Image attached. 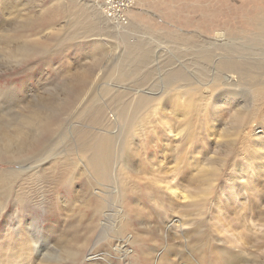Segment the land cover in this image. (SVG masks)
Segmentation results:
<instances>
[{"label":"rangeland","instance_id":"374dc122","mask_svg":"<svg viewBox=\"0 0 264 264\" xmlns=\"http://www.w3.org/2000/svg\"><path fill=\"white\" fill-rule=\"evenodd\" d=\"M261 26L264 0H0V264H264Z\"/></svg>","mask_w":264,"mask_h":264},{"label":"clouds","instance_id":"9594fccd","mask_svg":"<svg viewBox=\"0 0 264 264\" xmlns=\"http://www.w3.org/2000/svg\"><path fill=\"white\" fill-rule=\"evenodd\" d=\"M40 58H41V57H40ZM40 58H39V59H40ZM39 59H38V60H39ZM30 66H33V63H32ZM30 66H27V67H24V68H22V69H19L15 74L9 75V76H7V77H5V78L12 77V76H16V75L22 74V73H24V72H26V71H31V70H32V67H30ZM81 248L84 250L85 253H87V248H88L87 244L81 245ZM176 249H177L179 252H184V251H185V249H182V248H176Z\"/></svg>","mask_w":264,"mask_h":264},{"label":"bare ground","instance_id":"6f19581e","mask_svg":"<svg viewBox=\"0 0 264 264\" xmlns=\"http://www.w3.org/2000/svg\"><path fill=\"white\" fill-rule=\"evenodd\" d=\"M4 1H5V0H4ZM6 3H7V2H6ZM94 5L97 6L96 3H94ZM99 5H100V4H99ZM109 9H110V8H109ZM105 12H106V11H105ZM111 12H112V11H111ZM111 12H110V13H111ZM111 14H112V13H111ZM111 14H110V15H111ZM122 14L124 15V13H122ZM104 15H105V14H104ZM106 17H107V16H106ZM125 20H126V19H125ZM122 22H123V21H122ZM261 27H264V26H261ZM217 36H218V35H217ZM218 38H219V37H218ZM17 134H18V135H17L16 137H17V138L19 137V139H21V137H22L21 134H22V133H21V132H17ZM0 140H2L3 142H4V141H7V140H3V139H1V137H0ZM21 140H23V139H21ZM19 141H20V140H19ZM0 142H1V141H0ZM3 142H2V144H3ZM21 142H22V141H21ZM22 143H23V145H24V142H22ZM6 144H7V142H6ZM3 145H4V144H3ZM21 145H22V144H21ZM101 147H102V146H101ZM2 153H3V152H2ZM93 169H96V165L93 167ZM10 237H11V236H10ZM105 257H106V255H105ZM101 258H102V257H101ZM103 260H104V258H103Z\"/></svg>","mask_w":264,"mask_h":264},{"label":"built area","instance_id":"2783aa9c","mask_svg":"<svg viewBox=\"0 0 264 264\" xmlns=\"http://www.w3.org/2000/svg\"><path fill=\"white\" fill-rule=\"evenodd\" d=\"M115 3L116 4H118V1H115ZM120 3H122V2H120ZM124 4V3H123ZM113 4H110V5H108V6H110V9H114V8H119V7H117V6H112ZM119 6L122 8L123 6L121 5V4H119ZM120 8V9H121Z\"/></svg>","mask_w":264,"mask_h":264}]
</instances>
